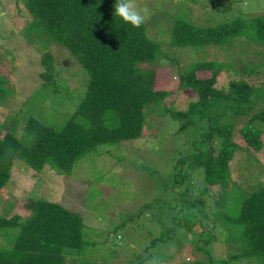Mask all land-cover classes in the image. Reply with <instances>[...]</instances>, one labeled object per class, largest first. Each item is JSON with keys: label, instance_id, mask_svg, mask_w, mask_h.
Here are the masks:
<instances>
[{"label": "trees", "instance_id": "1", "mask_svg": "<svg viewBox=\"0 0 264 264\" xmlns=\"http://www.w3.org/2000/svg\"><path fill=\"white\" fill-rule=\"evenodd\" d=\"M19 1L29 15L23 24L43 42L45 51L41 63L47 73H42L44 82L38 89H56L51 43L68 50L89 77L84 97L61 128L31 114L25 118L20 135L14 129L0 137V192L12 181L17 161L37 174L49 168L59 175H71L86 155H101L102 146L147 136V124H152L151 108L171 95L156 85L165 56L162 46L150 36L146 23L136 28L116 16V0ZM19 13L20 10L14 15L17 22L24 18ZM242 37L264 47V15L238 16L208 27L177 20L170 44L225 45ZM222 70L219 62L203 60L193 63L179 77L178 89H192L198 99L187 110H170L172 118L182 122L181 129L196 118H205L209 128L195 142L196 152L179 161L181 169L175 174L172 190L179 194L180 206L172 231L183 227L204 233V220H208L214 229L218 227V232L226 234L228 241L239 240L241 244L240 250L221 260L222 264L242 258L264 262V184L237 193L238 182L232 177L230 165L239 149L238 139L251 152L264 147L263 133L255 125L243 126L237 120L238 116L252 114L260 105L264 108V86L239 78L230 81L228 88L219 87L217 79ZM207 72L209 77L199 78V73ZM9 82L8 76L0 75L1 99ZM255 113L257 117L264 116V109ZM184 165L201 166L204 187L194 189L190 182L189 187L179 191L189 178L182 169ZM212 188L218 197L213 210H208L206 197L212 194ZM239 195V205L233 210L230 202ZM26 205L30 209L28 216L16 213L12 207L1 208L0 235L6 242L0 244V264H69L66 252L79 255L84 261L81 264L91 263V245L85 234L88 226L80 212L48 198L30 199ZM210 239L208 234L202 237L206 242ZM210 261L201 260L199 264H214Z\"/></svg>", "mask_w": 264, "mask_h": 264}, {"label": "rangeland", "instance_id": "2", "mask_svg": "<svg viewBox=\"0 0 264 264\" xmlns=\"http://www.w3.org/2000/svg\"><path fill=\"white\" fill-rule=\"evenodd\" d=\"M150 12L148 31L162 46L157 88L171 92L170 97L151 108L145 137L111 146H102L101 155L88 154L71 175H59L46 168L41 173L26 170L21 161L13 168V179L0 192V211L4 206L28 216L30 199L48 198L80 212L88 226L90 264H199L201 260L222 264L230 252L240 250L239 240L228 241L204 220L205 232L183 227L173 229L179 194L172 190L175 174L181 169L180 159L196 152L209 123L196 118L185 129L172 118L170 110H187L198 99L192 89H178L180 75L193 63L208 60L222 64L218 86L228 88L230 81L247 78L264 86V47L250 38H239L225 45L173 47L170 44L175 21L184 20L208 27L232 21L238 16L264 15V0H137ZM24 18L16 19L18 11ZM19 13V14H20ZM29 15L19 0H0V75L10 79L7 93L0 98V137L14 129L21 134L26 117L34 115L46 124L61 128L85 95L88 72L64 47L51 43L49 50L55 62L54 85L41 88L46 71L43 42L27 31L23 24ZM32 32V31H31ZM31 37V38H30ZM49 43V42H48ZM47 47V45L45 44ZM228 68V70L226 69ZM47 73V71H46ZM210 72L199 73V78ZM56 90V91H54ZM54 91V93H52ZM50 93V94H49ZM238 116L239 124L255 125L264 139V116L257 113ZM231 161L232 177L243 194L264 184V147L259 151L245 149L244 141ZM190 186H205L203 169L182 166ZM215 188V187H214ZM206 197V209L213 210L217 190ZM251 190V191H252ZM230 202L235 210L240 195ZM217 226H224L218 223ZM225 227V226H224ZM91 228V229H90ZM223 228V227H222ZM212 239L207 242L203 236ZM226 240V241H225ZM0 235V244H5ZM233 247H228V244ZM89 245V246H90ZM232 254V253H231ZM69 264H81L79 255L66 252ZM264 264L263 260H235L230 264Z\"/></svg>", "mask_w": 264, "mask_h": 264}, {"label": "clouds", "instance_id": "3", "mask_svg": "<svg viewBox=\"0 0 264 264\" xmlns=\"http://www.w3.org/2000/svg\"><path fill=\"white\" fill-rule=\"evenodd\" d=\"M114 14L126 23L139 28L150 16L147 7H141L137 0H116Z\"/></svg>", "mask_w": 264, "mask_h": 264}]
</instances>
